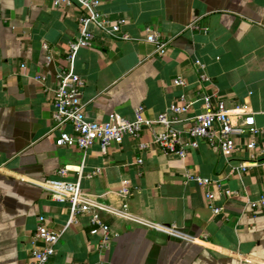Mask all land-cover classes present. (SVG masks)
Masks as SVG:
<instances>
[{
  "label": "crops",
  "instance_id": "0c3cea01",
  "mask_svg": "<svg viewBox=\"0 0 264 264\" xmlns=\"http://www.w3.org/2000/svg\"><path fill=\"white\" fill-rule=\"evenodd\" d=\"M98 8L124 17L120 32L128 37L104 36L89 24L95 38L70 63L80 6L0 0V264H32L39 216L61 232L49 264H264V209L247 204L264 195V134L255 137L263 150L255 158L241 135L230 152L200 140L180 159L156 145L140 149L151 140L148 129L105 152L97 143L85 151L57 146L51 131V89L66 68L84 80L80 101L89 120L133 119L137 107L154 120L181 95L196 99L192 116L202 112L204 93L212 103L246 106L264 127V0H101ZM145 26L159 33L164 54L145 40ZM197 62L209 81H199ZM177 76L184 87L173 84ZM49 178L79 179L92 212L111 227L106 246L90 233V214L68 223V204L36 185Z\"/></svg>",
  "mask_w": 264,
  "mask_h": 264
},
{
  "label": "built area",
  "instance_id": "2783aa9c",
  "mask_svg": "<svg viewBox=\"0 0 264 264\" xmlns=\"http://www.w3.org/2000/svg\"><path fill=\"white\" fill-rule=\"evenodd\" d=\"M51 2L53 6L59 8L77 4L85 12V15L79 19L80 30L77 37L69 43L66 59L70 63L73 62L77 50L89 46L95 38V32L90 29L89 24H92L104 36L128 37L126 33L121 34L120 32L126 19L124 17L113 19L108 14L101 12L98 8L101 0H51ZM188 27L197 28L193 24ZM203 30L207 31V28H203ZM144 31L145 40L156 46L158 54H164L165 42L161 40L159 33L149 26H145ZM44 48L48 49V46L45 44ZM47 61H51L49 56ZM197 65L200 69L199 81H209V77L203 71L204 66L199 62ZM21 67H24V64H21ZM33 78L41 85H44L46 80L44 75H36ZM55 80L56 85L51 89L53 106L51 131L56 132L55 144L57 146H75L85 151L97 143L101 152H105L110 144L121 142L124 136L138 137L144 129H148L151 132V140L139 143L140 149H146L152 144L180 159L186 156L189 149L197 147L200 140L209 146L219 148L224 153L230 152L237 146V138L241 135L248 136L245 147L251 152V158L257 157L256 150L259 154H263V150L257 146L255 137L264 134V127L255 125L254 116L246 106H228L221 100L212 103L211 96L203 93L201 96L202 112L192 116H188V112L196 99H187L181 95L180 102L170 104L154 120L143 118L141 107L134 109L133 119L111 113L103 121L89 120L86 118L83 104L80 101L84 80L72 68L56 72ZM173 84L180 87L186 85L180 76L173 79ZM183 121L189 124L184 128L176 127V124ZM137 162L140 163L142 160L139 158ZM238 167L242 171L246 170L244 164H240ZM95 172H90L87 177L93 176ZM58 173L65 175L66 168L59 169ZM185 176L188 180H195L204 186L210 184L209 180L205 178L191 174H185ZM36 185L48 192L54 199L68 204V223L75 222L77 215L90 214L92 225L90 233L99 234L101 245H107L112 236L111 227L100 221L97 215L92 212V207L84 195L79 179L70 181L49 178L37 181ZM225 193L227 196L231 194L230 190H226ZM206 197L210 200L213 195L207 191ZM247 204L252 210L264 209V195L256 200H248ZM211 209L216 213L221 208L211 204ZM60 234L61 232L47 228L44 216H39L36 230L32 236L35 244L30 253L32 264H49L50 258L55 253V246Z\"/></svg>",
  "mask_w": 264,
  "mask_h": 264
}]
</instances>
